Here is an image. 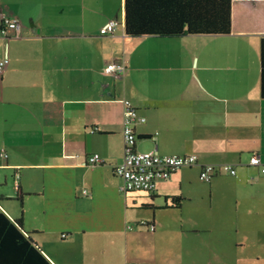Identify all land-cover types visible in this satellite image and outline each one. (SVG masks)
<instances>
[{
	"label": "crops",
	"instance_id": "obj_1",
	"mask_svg": "<svg viewBox=\"0 0 264 264\" xmlns=\"http://www.w3.org/2000/svg\"><path fill=\"white\" fill-rule=\"evenodd\" d=\"M123 20L124 0H0V210L53 264H264V0H231L222 35L132 37ZM124 99L145 118L135 150L197 163L121 192ZM223 163L236 175L199 179Z\"/></svg>",
	"mask_w": 264,
	"mask_h": 264
},
{
	"label": "trees",
	"instance_id": "obj_2",
	"mask_svg": "<svg viewBox=\"0 0 264 264\" xmlns=\"http://www.w3.org/2000/svg\"><path fill=\"white\" fill-rule=\"evenodd\" d=\"M123 24L132 37L228 34L231 0H124ZM259 50L260 94L264 98V36ZM173 201L178 204L179 198ZM0 264H53L23 229L22 215L11 219L1 210Z\"/></svg>",
	"mask_w": 264,
	"mask_h": 264
},
{
	"label": "built area",
	"instance_id": "obj_3",
	"mask_svg": "<svg viewBox=\"0 0 264 264\" xmlns=\"http://www.w3.org/2000/svg\"><path fill=\"white\" fill-rule=\"evenodd\" d=\"M118 25H120L118 19H111L99 29V33L102 35L113 34ZM1 27L6 36L19 37L21 35L22 23L17 17L4 15L1 19ZM6 62V59L0 61V69L3 68ZM104 70L106 73H120L125 70V64L122 61H113L107 64ZM123 104L122 136L125 154L123 160L115 167V173L121 179L119 185L121 192L132 190L151 191L154 188L156 179L167 178L177 169L197 163V156L194 154L168 155L159 154L156 151L139 152L135 150L136 134L134 125L138 122H144L145 118L138 114L137 109L132 106L128 99H124ZM87 161L95 164L101 161V157L99 154L94 153L87 158ZM249 164L261 165L259 156L252 155ZM262 171L264 172V167ZM220 173L236 175V168L230 163L202 164L199 179L209 182ZM141 224L145 223L141 222ZM150 229H153V226Z\"/></svg>",
	"mask_w": 264,
	"mask_h": 264
},
{
	"label": "rangeland",
	"instance_id": "obj_4",
	"mask_svg": "<svg viewBox=\"0 0 264 264\" xmlns=\"http://www.w3.org/2000/svg\"><path fill=\"white\" fill-rule=\"evenodd\" d=\"M133 264H136V263H133Z\"/></svg>",
	"mask_w": 264,
	"mask_h": 264
}]
</instances>
